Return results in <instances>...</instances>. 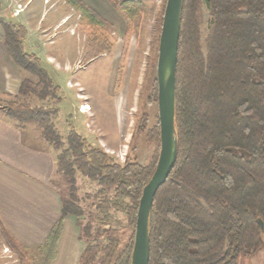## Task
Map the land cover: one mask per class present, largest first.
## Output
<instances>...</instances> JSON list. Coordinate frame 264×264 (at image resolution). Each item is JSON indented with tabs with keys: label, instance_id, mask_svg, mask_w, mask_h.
I'll use <instances>...</instances> for the list:
<instances>
[{
	"label": "trees",
	"instance_id": "1",
	"mask_svg": "<svg viewBox=\"0 0 264 264\" xmlns=\"http://www.w3.org/2000/svg\"><path fill=\"white\" fill-rule=\"evenodd\" d=\"M65 1L80 12L83 23L96 29L90 39L104 46V20L81 0ZM147 1L108 0L128 24L144 12ZM202 8L211 16L205 48ZM4 31L11 58L38 79H24L19 95H53L47 69L23 47L26 27L7 22ZM18 97L5 112L23 123V134L25 122L35 121L43 137L60 148L56 169L69 188L62 197L61 219L45 244L36 247L41 248L38 255L0 226L6 245L23 261L39 257L29 264H49L63 218L72 214L85 242L79 264H131L139 201L159 157V120L149 128L158 140L151 161L142 164L127 157L121 163L74 129L63 141L51 127L56 108L35 107ZM150 97L158 100L157 79ZM140 127L143 132L145 125ZM175 128L176 162L150 211L149 264H240L242 257L264 249V0H182ZM77 172L100 186L96 210L85 224L75 192ZM119 212L132 228L126 240L117 231Z\"/></svg>",
	"mask_w": 264,
	"mask_h": 264
},
{
	"label": "rangeland",
	"instance_id": "2",
	"mask_svg": "<svg viewBox=\"0 0 264 264\" xmlns=\"http://www.w3.org/2000/svg\"><path fill=\"white\" fill-rule=\"evenodd\" d=\"M106 4L108 11L106 7L100 12L87 4L86 7L108 25L103 30L108 49L104 48L106 44L98 46L90 39V32L96 29L83 23L80 12L65 0H30L28 3L27 0H0V37L4 38V23H22L27 27L23 47L39 57L53 82L51 96L41 99L34 94L19 95L24 79L33 82L38 79L17 65L19 75L10 78L17 81L19 88L0 93V110L20 127L23 123L5 112L11 100L18 96L35 107L56 108L51 127L63 141L74 129L121 163L130 157L148 164L158 152L157 137L149 130L159 120L158 100L150 95L157 79L158 44L166 3L165 0H148L144 12L132 24H128L124 15L110 3ZM210 17L208 10L202 8L200 36L203 48ZM83 105L85 111L82 110ZM25 124L24 138L37 149L49 150L56 160L60 148L43 137L42 129L35 121ZM140 124L145 125L143 132L140 131ZM51 181L61 199L62 215V197L68 193L69 185L65 175L57 169ZM99 189L96 182L76 173L75 192L83 209L80 220L84 224L89 221V214L96 210ZM116 215L121 221L117 231L126 240L132 228L127 225L123 212ZM69 217L78 229L80 254L77 264L80 262L85 242L80 237L77 217L69 214L63 218L54 258L49 264L56 259L59 240L65 230L64 223ZM5 245L0 227V264H29L39 258L23 261L16 250ZM36 247L28 248V252L38 255L41 248ZM240 264H264V249L250 257H242Z\"/></svg>",
	"mask_w": 264,
	"mask_h": 264
},
{
	"label": "crops",
	"instance_id": "3",
	"mask_svg": "<svg viewBox=\"0 0 264 264\" xmlns=\"http://www.w3.org/2000/svg\"><path fill=\"white\" fill-rule=\"evenodd\" d=\"M81 1L97 11L105 7L108 11L107 0ZM19 72L0 37V93L19 88L17 81L10 78ZM55 169L53 154L33 147L22 130L0 110V226L23 247L45 244L61 215V199L51 181ZM64 224L67 230L59 240L53 264H77L78 229L70 217Z\"/></svg>",
	"mask_w": 264,
	"mask_h": 264
},
{
	"label": "water",
	"instance_id": "4",
	"mask_svg": "<svg viewBox=\"0 0 264 264\" xmlns=\"http://www.w3.org/2000/svg\"><path fill=\"white\" fill-rule=\"evenodd\" d=\"M182 0H167L158 44L157 84L160 151L153 175L144 186L138 205L131 264H149V217L154 197L166 182L177 158L175 92Z\"/></svg>",
	"mask_w": 264,
	"mask_h": 264
},
{
	"label": "bare ground",
	"instance_id": "5",
	"mask_svg": "<svg viewBox=\"0 0 264 264\" xmlns=\"http://www.w3.org/2000/svg\"><path fill=\"white\" fill-rule=\"evenodd\" d=\"M85 109H86V107L83 105V108H82V110H83V111H85Z\"/></svg>",
	"mask_w": 264,
	"mask_h": 264
},
{
	"label": "built area",
	"instance_id": "6",
	"mask_svg": "<svg viewBox=\"0 0 264 264\" xmlns=\"http://www.w3.org/2000/svg\"><path fill=\"white\" fill-rule=\"evenodd\" d=\"M18 6L20 7L21 5L20 4H18ZM87 105V104H86Z\"/></svg>",
	"mask_w": 264,
	"mask_h": 264
}]
</instances>
